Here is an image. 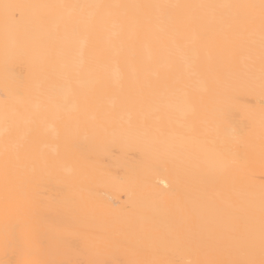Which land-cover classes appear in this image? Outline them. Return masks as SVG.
Segmentation results:
<instances>
[{
    "label": "snow or ice",
    "instance_id": "obj_1",
    "mask_svg": "<svg viewBox=\"0 0 264 264\" xmlns=\"http://www.w3.org/2000/svg\"><path fill=\"white\" fill-rule=\"evenodd\" d=\"M20 5L5 4L4 42L0 70L4 83L3 160L5 205L0 220V264H81L70 258L28 261L25 256L47 249L48 214L56 223L79 218L83 201L98 199L84 176L69 193L50 189L45 182L54 163L39 150L47 137L44 125L55 116L69 137L91 140L107 151L120 142L151 152L160 162L183 171L193 163L212 183L223 188L235 214L223 221L224 231L211 243L181 232H160L155 224L129 223L123 229L136 240L151 239L156 246L132 247L127 239L96 234L100 242L87 264H123L104 258L111 252L132 251L128 264H264V182L257 189L243 177L255 164L246 150L249 124L240 121V90L264 95V0L259 3H47L30 5L44 10L35 21L43 41H22L10 32ZM242 42L246 62L227 64L198 44L209 26ZM111 31V36L105 33ZM191 34L192 38H189ZM151 42V48L143 46ZM235 55V53H234ZM77 57H79L77 63ZM27 63L34 72L26 77L18 68ZM116 71H112V66ZM135 84L129 94L135 113L122 120L105 113L101 100L115 91L113 81ZM156 76L155 80L149 79ZM204 81L207 96L194 83ZM145 100L150 108L145 109ZM179 101L180 103H177ZM78 102L80 111L71 105ZM95 107L98 117L84 113ZM260 164L264 167V108L261 110ZM56 139H60L59 136ZM191 146L192 150H190ZM27 163L37 177L22 197L9 195L10 170ZM264 181V177H261ZM66 183V182H63ZM79 251V244H73ZM61 249L58 247V252Z\"/></svg>",
    "mask_w": 264,
    "mask_h": 264
},
{
    "label": "bare ground",
    "instance_id": "obj_2",
    "mask_svg": "<svg viewBox=\"0 0 264 264\" xmlns=\"http://www.w3.org/2000/svg\"><path fill=\"white\" fill-rule=\"evenodd\" d=\"M160 3V4H189V3H259V0H0V49L4 42L3 5H20L12 10L14 19L10 24V32L22 41H43L46 36L38 34L35 21L44 14V10L29 7L30 5L47 3ZM111 36V31L105 33ZM191 37V34L189 35ZM198 44L206 51L212 52L217 58L227 64L234 57L239 64L246 62L242 42L227 35L220 24H212L207 32L198 38ZM143 46L151 48L150 41H144ZM235 53V55H234ZM79 57H77L78 63ZM27 77L34 72L25 63L17 69ZM116 71V66H112ZM156 76L149 79L155 80ZM124 88V93L115 91L102 98L101 104L105 113H114L118 118L126 120L129 112L135 113L131 106L129 94L134 93L135 84L129 76L126 81H113V88ZM198 95L207 96L204 81L194 83ZM4 83L0 70V113L3 109ZM241 111L237 117L249 124L248 143L246 150L253 153L255 164L250 174L243 178L258 189L264 181V167L260 164V137L262 132L261 110L264 108V95L259 90H240ZM177 103H180L177 101ZM73 111L79 112L80 105L73 102ZM145 109L150 108V101L145 100ZM84 118L92 120L98 117L96 108L89 107ZM3 124L0 122V133ZM46 141L39 150L54 163L50 177L45 178L50 195H55V189L63 188L69 193L73 185L87 176L97 183L90 185L99 193L98 199L83 201L84 211L79 218L65 224L56 223V214H48L47 224L52 225L47 232L48 247L38 254L25 256L28 261L58 260L70 258L87 264L95 258V252L100 242L94 238L96 234H108L113 239H127L132 247L148 248L156 246L151 239L136 240L131 235L117 231L129 223L138 226H150L153 223L160 232H181L193 239H201L211 243L224 231L223 221L227 216L235 214L229 207L223 188L212 183L200 168L194 163L183 171L171 162H160L151 152H142L132 145L116 142L107 151L99 150L91 140L69 137L64 139L65 131L56 117L50 116L44 125ZM59 136L60 139H56ZM192 150L191 146H189ZM37 177L30 166L25 163L13 168L9 174V195L22 197L23 193L35 182ZM66 182V183H63ZM5 205V174L3 160V141L0 135V220L3 218ZM79 244V251L73 250V244ZM58 247L61 249L58 252ZM5 257L0 249V260ZM104 258L117 260L128 264L132 259H152L159 257L137 256L132 251L111 252Z\"/></svg>",
    "mask_w": 264,
    "mask_h": 264
}]
</instances>
